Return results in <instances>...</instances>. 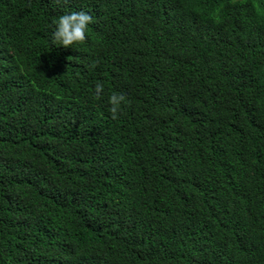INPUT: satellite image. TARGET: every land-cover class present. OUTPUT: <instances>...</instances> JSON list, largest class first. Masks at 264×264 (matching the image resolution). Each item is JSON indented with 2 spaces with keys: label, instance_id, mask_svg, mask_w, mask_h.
<instances>
[{
  "label": "trees",
  "instance_id": "16d2710c",
  "mask_svg": "<svg viewBox=\"0 0 264 264\" xmlns=\"http://www.w3.org/2000/svg\"><path fill=\"white\" fill-rule=\"evenodd\" d=\"M0 264H264V0H0Z\"/></svg>",
  "mask_w": 264,
  "mask_h": 264
},
{
  "label": "clouds",
  "instance_id": "9594fccd",
  "mask_svg": "<svg viewBox=\"0 0 264 264\" xmlns=\"http://www.w3.org/2000/svg\"><path fill=\"white\" fill-rule=\"evenodd\" d=\"M92 23V17L84 11L71 12L59 16L54 20L55 31L52 34V42L55 45H62L65 48L74 44L83 43L86 40V32L89 24ZM95 92L97 98L103 92L101 84L96 85ZM125 100L123 95L114 94L110 96L111 112L113 116L118 114L122 102Z\"/></svg>",
  "mask_w": 264,
  "mask_h": 264
}]
</instances>
